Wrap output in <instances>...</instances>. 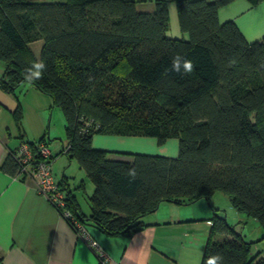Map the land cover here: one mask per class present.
Returning a JSON list of instances; mask_svg holds the SVG:
<instances>
[{"label":"trees","instance_id":"obj_1","mask_svg":"<svg viewBox=\"0 0 264 264\" xmlns=\"http://www.w3.org/2000/svg\"><path fill=\"white\" fill-rule=\"evenodd\" d=\"M169 1L176 3L188 40L167 35ZM234 1L0 0V89L15 94L30 84L51 98L53 110L63 113L66 143L48 163L52 168L60 155L76 160L94 186L86 216L67 178L59 181L72 215L65 219L77 234L79 223L86 232L95 227L132 237L149 226L144 218L162 203L209 202L223 193L259 223L264 242V36L250 42L234 21L220 22V9ZM143 3L154 10H139ZM37 42L39 56L32 48ZM176 55L192 62L191 73L173 69ZM37 63L45 67L29 82L28 70ZM13 115L21 129L20 103ZM97 134L153 137L160 145L175 138L179 154L114 159L93 147ZM20 139L0 169L32 180L42 159L39 145L49 149L48 140ZM23 143L32 154L27 163ZM133 168L134 179L128 175ZM214 211L201 264L213 254L223 264H264L262 252L252 251L260 241L245 240L237 231L242 222L231 225Z\"/></svg>","mask_w":264,"mask_h":264},{"label":"crops","instance_id":"obj_2","mask_svg":"<svg viewBox=\"0 0 264 264\" xmlns=\"http://www.w3.org/2000/svg\"><path fill=\"white\" fill-rule=\"evenodd\" d=\"M139 10L151 12L154 4H140ZM168 12V37L188 40V35L181 31L174 1H169ZM219 20L221 23L234 21L248 41L259 40L264 36V1L252 5L248 0H236L220 9ZM41 46V42L32 44L36 56ZM3 71L0 63V77ZM19 103L23 110L21 129L13 115ZM52 113L51 98L30 84L23 85L15 94L0 89V166L10 150L17 148L22 136L33 142L45 137L50 152L55 155L61 151L66 143L65 135L53 130ZM92 145L113 153L112 158L119 160H131L133 154L169 158L179 154V145L173 139L160 147L153 137L94 136ZM73 163L74 160L65 155L58 156L52 163V171L59 169L61 178L56 179L57 173H53L55 179L75 178L70 171ZM80 171V182L85 189L87 177L81 167ZM70 180L72 185L69 182L68 187L72 195L83 214L89 216L91 209L84 207L80 200L79 183L75 186L73 179ZM92 187L90 195L94 191L93 184ZM215 198H218L217 193L209 203L219 210L220 197L217 203ZM162 205L168 209L161 211L160 205L155 213L144 218L149 226L132 237L108 236L95 227H87L88 235L109 258L107 264H201L213 225L211 212L202 207L181 208L186 205L176 203ZM0 264H101V261L97 251L77 234L51 201L38 192L34 181L12 177L0 169Z\"/></svg>","mask_w":264,"mask_h":264},{"label":"rangeland","instance_id":"obj_3","mask_svg":"<svg viewBox=\"0 0 264 264\" xmlns=\"http://www.w3.org/2000/svg\"><path fill=\"white\" fill-rule=\"evenodd\" d=\"M52 114L53 115L51 116V119H52L53 130L55 131V133H58V135L59 134L65 135V119H64L63 113L61 112V110L59 108L56 107L53 110ZM95 136L101 137V136H117V135L97 134ZM123 137L140 138L141 136H123ZM142 138H146V137H142ZM173 140H175L177 142V144L179 145V140L178 139L174 138ZM164 144L160 145L158 143V145L160 147L163 146ZM70 171H71V173H73V175L75 174V176H76L75 178H73V176H70L71 177L70 179H73L72 181H73L74 185L76 183H80L81 171H80V166H79V164L77 163L76 160H74L73 166L70 169ZM78 172H79V174H78ZM53 173H57V175H55L56 179H60L61 178V174L59 172V169L57 170V168H56V170ZM67 179H68V183L70 182L71 185H72L71 180L69 178H67ZM86 180L87 181H86V184H85L86 185L85 189L80 188L79 191L81 190V192H79V194H80V200H81L82 205L84 207H86V208H88V207L90 208L89 197H90V193H91V188H93V187H92V183L89 181V179L86 178ZM73 191H75V188H74ZM217 196H218V198L220 197L219 203L217 204V205H219L217 208L220 210V214L224 215V217L227 220V223H230L231 225H235V224H238L239 222L240 223L242 222L241 224H238L237 231L238 232H242L243 234L245 233L243 237L245 238V240H247L249 242L260 241V242L256 243V245H254V246H257V248H253L252 251L255 252V253L258 252V251H261L262 254H261V256L259 258H264V242H261L262 237H263V233H262V230L260 229L261 227H260L259 223L256 222L255 220H252V219L248 220L247 217L244 214L239 213L232 206V204L230 202V199L225 194L217 193ZM218 198H215V202H216V200ZM211 203L213 204V202H211ZM162 204H170V203L165 202V203H162ZM162 204H161V208L159 207L161 211L164 208L168 209V207H166V205H162ZM173 205L174 204H172V206ZM192 206H194L196 208H199V209H201V207L205 208V211L209 210L211 212L212 217L214 215V212H215L214 209L211 207V204L205 198L199 199L196 202L188 204V205H186L184 207H181V208H187V207L190 208ZM242 217H243V219H242ZM243 222H245V225L243 224ZM259 258L256 261H258Z\"/></svg>","mask_w":264,"mask_h":264},{"label":"built area","instance_id":"obj_4","mask_svg":"<svg viewBox=\"0 0 264 264\" xmlns=\"http://www.w3.org/2000/svg\"><path fill=\"white\" fill-rule=\"evenodd\" d=\"M21 155L24 156L23 163L31 161L32 154L29 148V145L23 143L21 144ZM39 153L41 155V161L37 163L35 169L32 170V180L35 183V186L38 192L48 198L51 203L60 211L63 212V217H72L70 211L67 209V202L65 193L59 185L53 175L51 165L48 163V158L51 154L50 150L45 145H39ZM27 168L30 169V165H27ZM76 227L79 228L82 236L89 244L93 250L97 251L101 264H107L109 258L99 247L96 241H94L85 229L79 224H76Z\"/></svg>","mask_w":264,"mask_h":264},{"label":"clouds","instance_id":"obj_5","mask_svg":"<svg viewBox=\"0 0 264 264\" xmlns=\"http://www.w3.org/2000/svg\"><path fill=\"white\" fill-rule=\"evenodd\" d=\"M183 61V62H182ZM45 66L43 63H37L33 66L35 70L29 69V74L27 75L26 79L30 82L33 78H37L40 76V70L43 69ZM181 67H183L184 72L191 73L193 70V65L191 61L183 60L180 55H176L173 58V69L176 71H180ZM128 175L133 179L136 177V170L130 169L128 171ZM207 264H223V257L219 254H213L211 257L208 258Z\"/></svg>","mask_w":264,"mask_h":264}]
</instances>
